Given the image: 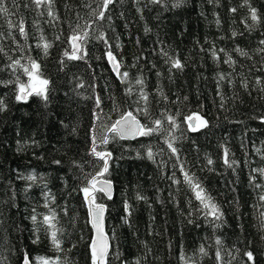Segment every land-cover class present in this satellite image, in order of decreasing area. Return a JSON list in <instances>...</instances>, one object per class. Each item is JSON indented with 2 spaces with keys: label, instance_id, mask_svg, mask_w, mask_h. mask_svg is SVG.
I'll list each match as a JSON object with an SVG mask.
<instances>
[{
  "label": "trees",
  "instance_id": "1",
  "mask_svg": "<svg viewBox=\"0 0 264 264\" xmlns=\"http://www.w3.org/2000/svg\"><path fill=\"white\" fill-rule=\"evenodd\" d=\"M98 2L54 0L57 21L31 0H5L10 15L0 13V47L4 49L0 52V100L7 106L0 111V257H6L2 264H22L25 252L34 264H39L37 257L55 260L57 256L60 264H91L93 230L80 189L83 173L92 172L90 162L95 161L89 154L95 96L101 97V107L114 120L118 114L111 111L113 102L119 110L128 109L137 98L138 78L144 80L151 112L148 120L138 118L148 123L163 119L165 110L174 115L179 124L175 130L178 158L165 143L167 132L106 146L112 152L107 178L113 194L111 199L98 195L97 202L106 205L109 264H136L137 258L140 264H184L181 256L197 264H219L217 237L222 240L224 264H252L244 255L247 251L253 252L255 264H264L260 219L264 202L259 200L264 189L250 183L252 169L264 167V92L255 83L256 77L264 79V53L258 52L264 47L260 44L264 0H184L179 7L174 6L176 0H116L103 20L90 14ZM251 8L257 10L259 23L253 24ZM77 13L83 17L82 27L85 20L96 22L91 24L93 38L86 44L87 55L69 60L64 51L70 47L67 38ZM21 18L27 39L8 27L9 20L18 24ZM99 33L106 40L95 39ZM41 35L52 44L47 54L36 47ZM108 45L120 61V72H128L127 82L113 70L106 55ZM237 47L249 55H240ZM213 50L219 59L213 57ZM229 55L234 65L225 63ZM29 56L50 80L47 101L36 95L27 101L16 99L17 76L25 83L27 77L8 67L9 57ZM169 57L179 58L184 67L172 68ZM221 73L226 79H219ZM243 80L248 82L247 89ZM128 87L133 88L132 96L126 94ZM193 113L206 119L207 127L192 131L185 118ZM95 123L99 135L102 128ZM164 127H169L167 122ZM148 146L154 160L146 156ZM225 147L229 160L238 162L234 168L224 163ZM56 160L61 163L55 164ZM181 164L184 171L195 174L223 212L215 225L200 211L184 182ZM30 175L36 176L35 182L26 179ZM256 183L264 180L257 177ZM137 194L144 199L138 200ZM46 203L56 210L57 226L63 229L61 252L53 249L43 228L40 242L33 243L36 225L30 217L33 209L38 219L47 214ZM125 203L132 210L128 223ZM201 245L207 255L199 254Z\"/></svg>",
  "mask_w": 264,
  "mask_h": 264
},
{
  "label": "snow or ice",
  "instance_id": "2",
  "mask_svg": "<svg viewBox=\"0 0 264 264\" xmlns=\"http://www.w3.org/2000/svg\"><path fill=\"white\" fill-rule=\"evenodd\" d=\"M15 3V0H13ZM32 3L36 6V8L44 7L47 9V16L51 17L52 21L59 20V16L54 11V0H31ZM116 2V0H99L97 4V9L91 10V15L94 17H98V19L103 20L105 18V12L108 11L109 5H112ZM160 0H153V3H159ZM184 0H176V4L174 6L179 7ZM247 3V0H246ZM27 3L25 7H27ZM91 9V5H86ZM235 11V9H232ZM0 13L4 14V16L10 15V10L5 6V0H0ZM45 13H40V15H44ZM251 20L253 24L260 22V16L257 13L255 8H251ZM83 19L77 13V20L73 25H70L71 35L67 38L70 47L64 51V56L69 60H80L83 59L87 55L86 44L87 42L93 38L91 33V24H94L96 21L92 20L91 22L85 20L84 26L82 27L80 24V20ZM9 28H15L19 31L20 35L24 36L25 39L28 37V32L26 31L25 21L23 18L19 20L18 24H13L10 20L8 21ZM251 27V26H250ZM236 33H233L235 36ZM3 36V33H0V37ZM60 37L57 36L56 39ZM97 40H106L103 33H99L94 37ZM14 39V37H13ZM261 45H264V40L260 41ZM52 46V44L47 41V39L41 35L40 42L37 43V48H42L44 53L47 54L48 49ZM109 50L106 55L108 60L111 62L113 70L116 72L117 76L121 77L122 82L128 81V72H120V61L117 60L116 55L111 51V45H108ZM220 52H223L224 49H220ZM236 51L242 56H248L249 53L243 49L237 47ZM0 52H4L3 47H0ZM258 52L264 53V47L258 49ZM167 57V53H163ZM7 55V53H5ZM212 55L214 58L219 59V54L215 50H213ZM11 63L8 65L9 68L15 71L17 69L27 77V82H20L19 76H17L18 94L16 99L19 101H27L29 97L36 95L41 97L43 100H48V91L50 80L44 78L43 73L41 72V65L32 57H21L20 59L12 60L9 57ZM22 59H26V63H21ZM168 62L171 64L172 68L182 69L184 65L182 64L179 58H168ZM63 64V61H61ZM225 63L230 65H234L236 62L229 55ZM220 80L226 79L225 75L221 73L219 75ZM11 83V81H9ZM136 85H139V91L137 93V98L131 101V104L128 109L119 110L117 106H115L111 111L117 112L118 118L112 120L109 117V113H105L103 108L101 107L103 101L99 95L95 96V106L94 110V123L92 128L90 129L91 134V148L89 154L95 158L94 162H90L93 167V171L90 173H83V184L84 186L80 189L83 193L84 199L86 201V207L89 210L90 223L92 228L95 230V236L90 241L89 250L91 254V264H109V250H110V242L109 236L104 231V214L106 211V205L103 203L97 202V196L106 197L108 199L112 198V190L113 184L111 179L107 178L110 172V160H112V152L107 150V145L109 143H118L120 140L125 139H136L137 137H150L154 134L160 133L164 134L167 132L165 136V143L170 149L172 154H176L178 158V148L175 146V142L178 137L175 135V130L179 128V124L176 121V117L171 114H167V110L163 115V119L156 118L150 120L148 123H142L141 119L138 117H143L145 120H148L151 116V112L149 110L148 103V93L144 91V80L142 78H138L135 81ZM256 85L259 87L261 92H264V79L261 77H256L255 80ZM242 85L245 89L248 88L247 80L242 81ZM83 86L82 84L80 85ZM126 94L129 96L133 95V88L128 87L126 89ZM251 94V93H249ZM163 96V93L161 92ZM166 99V97H164ZM186 99V98H185ZM221 99L223 101V96L221 94ZM223 102L221 103V107H223ZM6 105L3 100H0V111L6 110ZM178 115V113H177ZM264 120V117H261ZM188 127L192 131H197L200 128L207 127L208 121L200 116L198 113H193L188 115L185 118ZM100 122V134L97 135L99 129L97 128V123ZM165 122L168 124V128L165 129ZM103 146V147H102ZM259 152L260 149H257ZM139 155V153H137ZM146 156L148 159H155V153L152 151V147L148 146L146 149ZM224 163L229 168H234L238 162L229 160V150L228 148H224ZM55 164H60L59 160L54 161ZM76 164V162H73ZM207 163L211 165L213 161L208 159ZM78 167H83L82 165H77ZM181 171L183 172L184 182L188 185L194 198L199 202L200 211L204 215L205 219L209 217V223L215 225L216 221H220L223 212L221 211L219 205L215 202V199L212 197L210 192L196 178L195 174H190L188 171H184V165H180ZM174 175V174H173ZM257 177H260L264 180V167L252 169L250 174V183L254 184L256 188L264 189V183H256ZM26 179L35 182L36 176L30 175ZM175 183H180L179 180H174ZM51 195L50 193L48 194ZM138 200L144 199V197L137 194L136 197ZM54 200V197H52ZM259 200L264 202V194L259 196ZM45 207L48 208L47 214H40V218L38 219V215L35 214V209H33V215H31L30 219L34 225H36L33 229V234L35 236L33 243L40 242L39 232L41 228H43L45 235L50 239V243L53 249L57 252L63 251V240L62 233L63 229L57 226L58 224V214L54 208L49 207L46 203ZM125 223H128V217L131 216L132 210L131 205L125 203ZM262 221V227H264V213H261L260 217ZM191 223V221H189ZM219 226V225H216ZM215 244L217 245L216 250V258L219 264H224L223 257L221 256V246L222 240L217 237L215 240ZM75 245H73L74 247ZM150 251V250H149ZM200 255H207V251L204 245L199 247ZM231 255V253H229ZM247 257L248 261H251L252 264H255V257L252 251H247L244 253ZM146 258V257H145ZM39 264H60V257H56L53 260L51 257H37ZM181 259L184 260V264H197V261L191 257L181 256ZM6 260V257H0V264ZM22 264H34L33 260L30 259L27 252L24 253L22 258ZM136 264H140V258H137ZM229 264L231 262L229 261Z\"/></svg>",
  "mask_w": 264,
  "mask_h": 264
},
{
  "label": "water",
  "instance_id": "3",
  "mask_svg": "<svg viewBox=\"0 0 264 264\" xmlns=\"http://www.w3.org/2000/svg\"><path fill=\"white\" fill-rule=\"evenodd\" d=\"M142 122V121H141ZM143 123V122H142ZM139 137H137L136 139H138ZM127 140H135V139H127ZM112 194H113V190H112ZM100 203V202H98ZM105 205V204H104ZM89 211V210H88ZM90 218V217H89ZM91 224V223H90ZM92 227V225H91ZM93 230V238L95 236V230L92 228ZM104 231L106 232V211H105V214H104ZM107 233V232H106ZM108 235V234H107ZM109 236V235H108ZM109 242H110V250H111V241H110V238H109ZM110 250H109V253H110Z\"/></svg>",
  "mask_w": 264,
  "mask_h": 264
}]
</instances>
